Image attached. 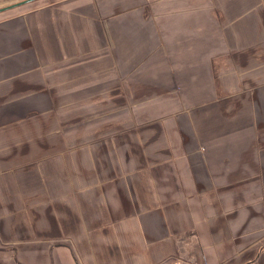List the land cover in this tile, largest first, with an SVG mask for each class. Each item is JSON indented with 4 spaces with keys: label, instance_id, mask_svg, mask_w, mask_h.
<instances>
[{
    "label": "crops",
    "instance_id": "1",
    "mask_svg": "<svg viewBox=\"0 0 264 264\" xmlns=\"http://www.w3.org/2000/svg\"><path fill=\"white\" fill-rule=\"evenodd\" d=\"M5 14L0 264H264V0Z\"/></svg>",
    "mask_w": 264,
    "mask_h": 264
},
{
    "label": "water",
    "instance_id": "2",
    "mask_svg": "<svg viewBox=\"0 0 264 264\" xmlns=\"http://www.w3.org/2000/svg\"><path fill=\"white\" fill-rule=\"evenodd\" d=\"M55 1L58 0H16L0 6V14L5 12L7 14L9 13L13 14V13H19L21 11H28L41 7L43 5L51 4ZM250 262L252 261L247 262V264H249Z\"/></svg>",
    "mask_w": 264,
    "mask_h": 264
},
{
    "label": "rangeland",
    "instance_id": "3",
    "mask_svg": "<svg viewBox=\"0 0 264 264\" xmlns=\"http://www.w3.org/2000/svg\"><path fill=\"white\" fill-rule=\"evenodd\" d=\"M6 3H7V2H4V3L0 4V6L3 5V4H6ZM8 3H10V2H8Z\"/></svg>",
    "mask_w": 264,
    "mask_h": 264
}]
</instances>
